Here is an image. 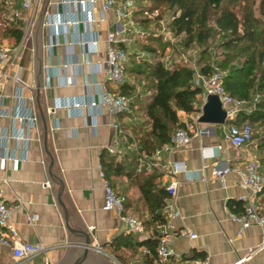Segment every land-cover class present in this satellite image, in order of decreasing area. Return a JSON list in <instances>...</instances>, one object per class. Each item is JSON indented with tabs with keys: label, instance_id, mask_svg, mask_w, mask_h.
I'll use <instances>...</instances> for the list:
<instances>
[{
	"label": "crops",
	"instance_id": "0c3cea01",
	"mask_svg": "<svg viewBox=\"0 0 264 264\" xmlns=\"http://www.w3.org/2000/svg\"><path fill=\"white\" fill-rule=\"evenodd\" d=\"M96 26L93 36L99 34L103 39L106 30L112 27V18ZM68 28V36L73 39L78 33L86 35L84 25H69ZM43 30L45 43L47 34L44 26ZM64 37H61L62 41ZM102 39L99 52L92 55V63L89 64L83 63L84 49L79 45L73 46V55L67 52L64 42L55 46L51 55L44 50L46 75L41 102L48 108L49 148L56 160L54 171L65 181L63 199L71 216V224L74 227L84 224L89 229L93 225L94 228L90 230H93L95 252L111 261V264H144L147 248L137 242L153 234L154 228L160 229L159 224L150 223L149 205L142 196L139 183L127 174L110 175L114 189L125 201V213L135 215L146 227V233L130 235L118 214L103 208L104 189L98 174L101 158L106 152L122 153L130 149L125 133L129 130H116L113 127L115 118L106 107H67V104L82 99L89 91L99 99L95 85L89 87L86 80L90 79L93 68L99 67L98 63L102 60L105 48ZM21 40L17 59L21 82L9 78L0 87V191L12 207L10 219L18 230V238L42 243L49 248L28 259L17 258L4 248L0 251V264H56L67 247L71 246L73 236L65 228L63 211L57 202L58 185L49 179L47 172L49 158L42 142L43 132L38 122L39 112L33 90V38L31 46V37H24L23 31ZM63 62L69 63L65 69L59 66ZM70 74L76 77L72 85L66 81V75ZM92 77L98 83L106 81L104 73L96 77L93 74ZM106 84L114 88L110 83ZM19 88L23 90L24 98L16 95ZM30 111L37 115L35 125L21 117ZM200 114L201 110L195 113L179 110L180 119L188 127H194L191 143L183 149L162 151V165L181 161L186 168L185 172L179 174L181 184L176 197L182 217L173 220L171 228L175 233L173 246L176 257L186 261L197 259L200 264H264L261 227L253 225L238 232L241 222L235 215L244 213L245 204L240 199L244 191L236 175L228 174L225 185H222L219 180L210 177L209 169L214 162L223 166L234 165L250 154L257 156L256 144L233 147L226 139L230 124L202 123L198 120ZM119 119L121 123L130 122L129 117ZM16 134L23 135L24 139L15 138ZM117 142L119 150L111 152L107 147H115ZM152 155L139 158L137 170L146 169L147 174H159L155 179L157 187L165 188L170 176L165 170L147 166ZM201 171L203 178L198 177ZM262 172L264 174L263 166ZM167 199L168 196L165 201ZM256 201L264 213V188L257 194ZM163 212L166 214L165 209ZM31 214L38 216L35 223L27 220V215ZM180 230L193 231L197 236L190 238L181 235ZM119 235L121 245L116 248L112 242ZM155 264L158 262L155 261Z\"/></svg>",
	"mask_w": 264,
	"mask_h": 264
},
{
	"label": "trees",
	"instance_id": "16d2710c",
	"mask_svg": "<svg viewBox=\"0 0 264 264\" xmlns=\"http://www.w3.org/2000/svg\"><path fill=\"white\" fill-rule=\"evenodd\" d=\"M8 1L0 0V9L11 6ZM129 2L134 7L133 21L146 29L149 23L156 21L158 25L166 18L175 36L186 37L184 46L195 43L204 49L216 36L223 37L224 51L217 68L212 63H203L198 72L210 75L219 69L224 73L225 90L241 101L235 116L226 122L256 124L252 140L258 138L256 151L264 167V0L261 1V15L254 13L251 4L239 0ZM155 10H158L157 15H153ZM147 30L144 39L136 37L132 43L124 45L127 50L125 79L118 89L129 97L130 110L121 113L119 118H130V122L121 123L122 129L129 130L125 133L130 149L122 153L106 152L101 158V167L112 187V174H127L138 182L149 205L150 223L160 225L166 220L163 209L168 195L164 187H157L155 179L159 174H147L146 169L137 170L139 158L152 155L170 141L177 127L186 126L178 115L179 110L186 113L200 111L203 87L195 82L196 71L191 67H169L164 63L162 56L169 41L165 43L161 33ZM7 32L19 43L23 37L22 24L10 26ZM189 127L191 134L194 127ZM120 236L112 242L116 248L121 245ZM158 237L159 231L154 228L153 234L137 242L147 248L144 264L157 261Z\"/></svg>",
	"mask_w": 264,
	"mask_h": 264
},
{
	"label": "built area",
	"instance_id": "2783aa9c",
	"mask_svg": "<svg viewBox=\"0 0 264 264\" xmlns=\"http://www.w3.org/2000/svg\"><path fill=\"white\" fill-rule=\"evenodd\" d=\"M40 0H19V6L26 11L36 9ZM8 3L14 4V1L9 0ZM84 12L85 15H81ZM131 11L129 0H50L45 10L43 26L46 30L47 38L43 44L44 50L51 55L52 49L55 46L61 45L63 42L67 48V52L73 55L75 53L73 46L79 45L84 50L85 60L83 63H92V55L99 52L98 46L102 39L101 35L94 34L96 25L101 26L103 22H109L112 18V27L108 28L104 33L103 41L105 48L103 51L102 60L98 63L99 67L93 68L90 73V79L86 80V85H95L96 93L99 96L97 100L92 92L86 93L82 99L73 101L67 104V107L79 108L89 105L95 108L106 107L108 112L115 118L113 127L116 130H122L119 115L130 110V99L127 95L121 93L118 89L119 85L125 79V65L127 61V50L124 45L128 42V32L130 31L128 19ZM69 25L79 26L84 25L85 34L78 33L74 39L68 36ZM30 33V27L27 25L24 30V37ZM142 35L143 33H140ZM65 40L62 41L61 37ZM21 46L10 45L5 42H0V87L9 78L15 82H21L19 75V67H17V59L20 54ZM77 62V61H76ZM69 63L63 62L60 68H67ZM104 73L106 81L98 83L92 77ZM224 73L216 69L210 75H204L200 72L195 73V82L203 87L202 105L206 101L209 94H216L222 101L223 107L227 112V119L233 118L241 106V101L230 95L223 86ZM66 81L72 85L76 81L74 74L66 75ZM106 82L114 86L108 87ZM20 87H23L20 84ZM19 87V86H18ZM23 90L19 88L16 95L23 97ZM26 99V98H25ZM201 105V106H202ZM22 118L31 121L35 125L37 115L29 112L28 115L21 116ZM188 125L177 127L171 134L170 141L162 147L156 149L147 163L149 168H158L165 170L170 176L165 189L168 199L165 204V221L159 225V237L157 244V262L158 264H200V261L195 259L186 261L176 257V252L173 246L174 234L171 231L173 220L182 217V212L176 203L181 179L179 174L186 171V168L181 161H172L167 165L161 164L163 149H183L191 143V134L188 131ZM253 136V126L250 122H245L241 125L231 123L226 133V139L233 147L243 148L250 143ZM17 139H24L23 135L16 134ZM115 147L108 146L111 152L118 151V142ZM210 177L219 180L222 185H225V179L228 174H235L238 179V184L243 189L240 199L245 204V210L242 215H235V218L241 222V227L238 232L243 229L258 225L263 232L261 247L264 248V213L256 201V196L264 188V174L259 158L255 154H250L239 164L220 165L217 162L210 166ZM99 178L103 183L104 189V204L105 210L115 211L121 222L124 224L127 232L139 234L146 233V227L141 220L130 213L124 211V201L116 190L109 184L106 179L104 169L99 165ZM199 178H203V172L198 174ZM12 207L8 205L0 191V251L4 248L10 250L17 258H31L36 254L47 251L48 246L42 243H31L22 241L18 238V230L11 221ZM27 220L35 223L38 220L36 214L27 215ZM94 226L91 225L90 229ZM179 234L187 235L190 238L197 236L193 231L180 230ZM48 264V263H47Z\"/></svg>",
	"mask_w": 264,
	"mask_h": 264
},
{
	"label": "water",
	"instance_id": "95a60500",
	"mask_svg": "<svg viewBox=\"0 0 264 264\" xmlns=\"http://www.w3.org/2000/svg\"><path fill=\"white\" fill-rule=\"evenodd\" d=\"M45 0L38 19L34 24V31L32 33L33 47H34V88L35 100L38 107V122L43 132V146L48 155V175L49 179L58 185L56 191L57 202L60 205L64 215V225L68 233L73 236L71 246L56 264H111V261L96 254L93 242V230H90L87 225H79L74 227L71 224V216L67 205L63 199V193L66 189L64 179L54 171L56 163L55 156L49 148V117L48 108L41 102L42 90L44 88L46 68L44 66V47H43V22L45 17V10L48 2ZM201 114L198 120L202 123L208 124H224L227 119V112L223 107L222 101L216 94H209L206 101L201 106Z\"/></svg>",
	"mask_w": 264,
	"mask_h": 264
},
{
	"label": "rangeland",
	"instance_id": "374dc122",
	"mask_svg": "<svg viewBox=\"0 0 264 264\" xmlns=\"http://www.w3.org/2000/svg\"><path fill=\"white\" fill-rule=\"evenodd\" d=\"M11 1L14 2L16 1L15 2L16 4H10L11 6H8L5 9H0V42H5L10 45L21 44L22 40L19 43H16L15 39L9 34V32H7L10 26L17 25L20 22L22 24L23 31L26 29L27 25L30 27L31 34H29L28 36L31 37V46H32V32L34 31V24L39 17V14L42 10L45 0H40L34 12L26 11L23 8H21L18 5L19 0H11ZM239 1H243V3L251 4L254 13L256 15H261L262 0H239ZM129 7L131 14L128 19L130 31L128 32L127 44L132 43L136 37L140 38L141 40L144 39L143 37L145 35L146 29L153 30L162 34L163 41L165 43L169 41V43L165 47L164 55L162 56V59L167 66L172 67L173 65H187L188 67L194 69L196 72H198V68L203 63H212L214 68H217L216 64L222 58L224 51V47L222 45V43H224L223 37L216 36L212 40L211 44L206 46L204 49L197 46L195 43L187 47L184 46L186 37L184 35H179L178 37L175 36L168 27L166 18L162 19L158 25L156 24V21L149 23V26L145 29L142 28L140 24L132 20L131 16L133 14L134 7L130 5V2H129ZM157 14H158V10H155L153 15H157ZM137 17H140V15L138 14ZM139 32L143 34L140 35ZM200 98L202 100V94ZM198 104L199 102H196V105ZM251 124L253 126V130H256V124L253 123ZM262 134L264 135V132ZM257 142H258V138H254L253 140L250 141V143H252L253 145L256 144Z\"/></svg>",
	"mask_w": 264,
	"mask_h": 264
}]
</instances>
